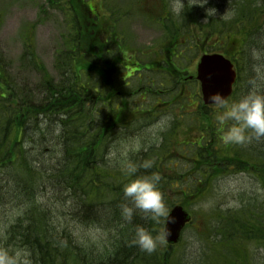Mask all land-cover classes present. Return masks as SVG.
I'll list each match as a JSON object with an SVG mask.
<instances>
[{"label":"trees","instance_id":"16d2710c","mask_svg":"<svg viewBox=\"0 0 264 264\" xmlns=\"http://www.w3.org/2000/svg\"><path fill=\"white\" fill-rule=\"evenodd\" d=\"M233 2L236 12L227 21L214 16L205 24L198 23L200 15L193 7H186L181 17L204 29V40L216 37L218 44L221 41L215 49L239 66L236 87L240 90L248 81L244 65L251 59L250 50L264 55V0ZM47 3L64 14L67 26L54 59L58 77L54 79L38 60L31 42L25 43L26 52L21 57L39 74L34 89L10 78L0 58V204L12 203L19 212L22 210L15 222V217L3 216L5 244L26 252L30 264H173L171 247L166 244L167 250L157 247L152 253L131 244L135 225L143 224L155 234L164 218L160 224L141 215L134 216L131 223L123 221L120 205L126 200L123 184L127 177L123 170L105 167L108 161L104 153L113 144L115 119L124 126L134 122L117 114V92L122 89L119 79L113 78L115 65L119 68L121 63L119 57L124 55L131 63L127 57H132L131 49L117 42L115 36L107 39L105 35V41H101L100 18L89 15L86 0ZM203 113L209 123L205 120L201 126L211 125L213 116ZM221 141V134L208 131L199 145L192 144L194 154L182 163L183 157L167 148L168 136H164L160 145L129 152L130 160L137 165L145 160L152 162L149 169L138 168L137 175L160 174L159 187L168 208L172 204L166 200L168 192L182 195L184 204L189 199L196 201L230 162L243 170L256 166L264 186L263 147L256 145L249 150L237 145L238 149H228L229 145ZM45 192L56 198L59 210L54 203L45 210L48 207L39 202ZM75 220L101 231L104 239L75 240L68 230V222Z\"/></svg>","mask_w":264,"mask_h":264},{"label":"rangeland","instance_id":"374dc122","mask_svg":"<svg viewBox=\"0 0 264 264\" xmlns=\"http://www.w3.org/2000/svg\"><path fill=\"white\" fill-rule=\"evenodd\" d=\"M163 1L172 12L170 9L171 0H155L157 5L152 2V6L155 7L153 13L159 12L160 2ZM87 3L93 5L94 12L104 18L100 19L103 29L117 20L119 31L127 38V46L141 63L149 60V64L151 61L152 64L163 66L170 61L173 50L170 41H167L169 37L166 30L157 20L158 12L150 20L134 14L133 9L139 4H145L146 0H87ZM108 3L120 7L124 12L123 16L117 17L106 11ZM185 3L187 4V0ZM209 6H214L217 9L214 16L222 21H227L221 17L225 12L230 17L236 12V4L233 0H209V3L204 7ZM191 7L194 8L193 11L198 10L202 14H206L204 7L198 5ZM115 11H117L116 8ZM214 16L210 17L214 18ZM175 20L179 21L178 25L182 22L177 17ZM200 22L204 24L207 21L203 17ZM167 23L169 24V22ZM66 27L64 14L51 7L47 0H0V58L10 78L28 89H34L37 84L39 74L30 68L26 59L21 57L26 52L25 43L27 42L32 43L34 54L38 60L42 61L51 76L54 79L57 78L58 73L55 70L56 67L54 68V59H57V51L61 48L60 36L67 31ZM178 28L170 23L172 33ZM184 30V34H173V36H177L179 46L175 47L174 61L170 62L171 69L179 71L181 77L185 75V81L181 82L184 84V89L181 88L184 93L181 89H177L172 97L173 105L170 106H166L164 102L171 95L168 93L165 96L162 94L158 96L156 84L149 90L144 85L142 91L139 90L140 92L137 91L136 94L131 93L126 96L127 98L124 100L131 110L129 113L125 110L127 116L132 113V108L136 105L138 111L139 108L142 110L138 114L143 116L146 110L152 111L146 119L139 115L129 118L128 120H134V122L126 123L125 126L117 123L116 119L115 123L112 122L113 128H116L112 132L114 133L113 144L109 145L104 153V158L108 161L104 166L109 170H122V165L131 163L129 152L142 151L149 145H160L163 143L164 136H168L167 148L173 150L177 156L179 154L183 157L182 163H184L186 157L194 154L191 152V146L185 142L204 136L210 130L213 134L220 135L222 133L221 126L215 120L216 108L214 105L208 106V114L213 116L211 125L201 126V123H206L205 120L207 121L208 116L203 113L201 86L194 79V67L200 55L203 52H208L209 47L203 46L202 42L205 39L204 29L200 31L196 23L192 22L185 25ZM186 33L191 34L193 42H190V39L188 41L186 39L179 40L182 36H186ZM195 36H200V39L197 41ZM215 40V38L208 39L210 44ZM124 45L126 44L124 43ZM123 48L126 50L125 46ZM250 57V63L244 65L245 68L247 67L246 71H250L247 74L250 78V87L248 89L240 87V89L246 93L251 89L259 90V86L262 84L259 91L264 92V70H260L263 58L255 50H250ZM162 58L165 59V62H161ZM152 72H161V70L152 69L150 73L144 71L136 81L132 78L127 92L137 90L136 88L142 84L141 82L149 76L156 81L164 80L165 85L168 84L162 74ZM119 73L124 75L128 72L120 70ZM149 81L153 82L150 78ZM149 85L152 86V84ZM186 92L189 97H185ZM196 99H199L200 103ZM183 100L189 108H186L187 112L182 117L178 111L177 103ZM207 122L209 123V121ZM256 145H262L264 149V138H253L249 143L242 145V148L252 150L256 148ZM234 146L235 149L239 148L237 145L230 144L228 149H232ZM222 147L220 146V149ZM228 166L224 172L214 176L204 193L196 201L189 199L184 204L181 201L182 195L167 193L166 200L172 203L171 206L181 204L192 216L189 226L182 231L179 242L169 249V258L173 264H220L232 257L228 251H233L236 260L241 258V260H237L238 262L264 264V186L259 181L256 167L244 171L242 168H238L234 162H230ZM39 202L48 207L45 209L43 206L47 211L53 207V203L58 210L60 209L59 203L50 192L41 194ZM2 203L0 204V231H2L0 237L2 235L3 241L0 242V247L15 251L19 247L10 243L5 244V233L3 232L6 227L3 216L15 217V222L17 218L21 217L22 210L19 212L12 203L4 205ZM76 222V220L72 223L68 222V230H72L75 240L98 241L100 237L104 239L101 231L91 230L89 226ZM162 229L163 227L160 230ZM163 249H166L164 245L158 246L159 251Z\"/></svg>","mask_w":264,"mask_h":264},{"label":"clouds","instance_id":"9594fccd","mask_svg":"<svg viewBox=\"0 0 264 264\" xmlns=\"http://www.w3.org/2000/svg\"><path fill=\"white\" fill-rule=\"evenodd\" d=\"M209 0H171L170 9L176 15H181L186 7L198 5L204 7ZM207 17L214 16L217 9L214 6L204 7ZM226 13V12H225ZM223 14L224 20H229L230 15ZM210 104L214 105L215 120L222 128L221 139L225 145H245L253 138H264V92L251 89L231 101L225 99L221 92L210 93L207 97ZM149 169L152 167L150 160L141 164L127 163L122 165V170L127 177L123 184V196L125 202L120 205V213L123 221L131 223L134 216L151 220L156 224L164 218L162 230L153 234L143 224L134 227V235L131 244L139 247L147 253L154 252L158 246L165 245L171 234L169 222H175V217L170 215L166 206L163 193L159 187L161 176L158 172L137 175L138 168ZM0 264H30L27 253L23 250L9 251L0 247Z\"/></svg>","mask_w":264,"mask_h":264},{"label":"water","instance_id":"95a60500","mask_svg":"<svg viewBox=\"0 0 264 264\" xmlns=\"http://www.w3.org/2000/svg\"><path fill=\"white\" fill-rule=\"evenodd\" d=\"M197 78L201 83L203 101L208 104L207 97L210 93L221 92L226 98L231 92L232 83L235 80V71L230 61L220 54L203 55L197 67ZM170 215L175 217V222H169L171 234L168 237L169 244L176 243L180 233L190 216L181 205H174Z\"/></svg>","mask_w":264,"mask_h":264},{"label":"flooded vegetation","instance_id":"af4514ba","mask_svg":"<svg viewBox=\"0 0 264 264\" xmlns=\"http://www.w3.org/2000/svg\"><path fill=\"white\" fill-rule=\"evenodd\" d=\"M146 1H147V2H151L152 0H146ZM90 9L94 11V7H93V5H90ZM245 231H246V230H245ZM248 231H250V230H248ZM232 264H236V263H232Z\"/></svg>","mask_w":264,"mask_h":264}]
</instances>
